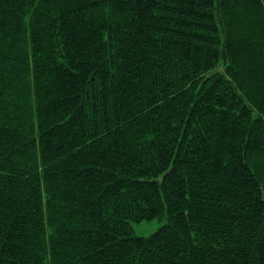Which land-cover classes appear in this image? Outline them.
Here are the masks:
<instances>
[{
  "label": "trees",
  "instance_id": "16d2710c",
  "mask_svg": "<svg viewBox=\"0 0 264 264\" xmlns=\"http://www.w3.org/2000/svg\"><path fill=\"white\" fill-rule=\"evenodd\" d=\"M0 264H264V0H0Z\"/></svg>",
  "mask_w": 264,
  "mask_h": 264
},
{
  "label": "rangeland",
  "instance_id": "374dc122",
  "mask_svg": "<svg viewBox=\"0 0 264 264\" xmlns=\"http://www.w3.org/2000/svg\"><path fill=\"white\" fill-rule=\"evenodd\" d=\"M163 224L164 221L157 220L132 223L133 235L137 237H149L154 232H156Z\"/></svg>",
  "mask_w": 264,
  "mask_h": 264
}]
</instances>
